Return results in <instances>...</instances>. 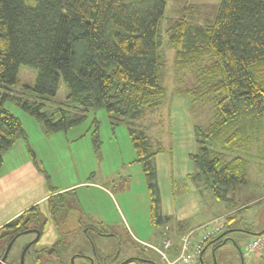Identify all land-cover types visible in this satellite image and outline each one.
<instances>
[{"label": "trees", "instance_id": "trees-1", "mask_svg": "<svg viewBox=\"0 0 264 264\" xmlns=\"http://www.w3.org/2000/svg\"><path fill=\"white\" fill-rule=\"evenodd\" d=\"M188 8L198 13L197 5ZM166 10L167 0H36L35 6L27 5L26 0H0V87L17 85L21 67L29 66L38 70L34 90L39 95L57 96L65 85L75 103L105 107L118 120L142 119L170 100L165 82L169 80L167 54L160 53ZM166 31L175 50L174 75L186 73L195 78L193 87L179 92L212 106L210 123L195 126L199 150L191 154L197 169L191 178L201 191L209 190L219 202L230 205L233 190L247 184L251 165L264 161V0H222L216 16H182ZM5 98H0V169L3 150L19 137L28 140L21 120L4 106ZM23 107L45 118L51 129L70 125L65 114L55 119L41 105ZM130 134L146 162L151 213L154 223L161 226L172 219L162 214L154 161L166 148L160 142L155 147L146 131L130 127ZM56 191L52 189L55 195L47 200L51 218L63 206L64 193ZM43 216L40 205H35L0 228V236L7 228L14 237L38 229L28 228V224L41 222ZM235 219V213L225 216L223 229L203 244L198 264L203 250L204 260L207 243H214L216 249L225 238L233 239L229 234L237 230L256 235L245 245L264 231L233 228ZM42 223L45 226L47 219ZM192 232L181 237V249L183 237ZM224 232L228 234L220 237ZM196 242L191 241L190 249ZM247 259L243 257L242 264ZM120 264L157 262L134 256Z\"/></svg>", "mask_w": 264, "mask_h": 264}, {"label": "rangeland", "instance_id": "rangeland-1", "mask_svg": "<svg viewBox=\"0 0 264 264\" xmlns=\"http://www.w3.org/2000/svg\"><path fill=\"white\" fill-rule=\"evenodd\" d=\"M221 1L167 0L160 28V53L164 50L167 54L169 80L165 82L169 85L170 100L168 105L148 112L142 119L118 120L105 107L75 103L69 98L65 85L61 86L57 96L39 95L34 90L38 70L29 66L21 67L17 85L0 87V98L6 95L4 106L21 120L28 137V142L19 137L13 146L3 150L5 164L0 169V189L8 190L30 170L44 171L52 188L75 185L64 192L63 206L55 218L44 213L41 222L28 224V228L41 229L43 234L27 252L25 264H120L134 256L149 257L157 264H165L160 253L141 248L126 225L128 222L137 237L147 239L150 233L161 229L160 223L153 221L146 162L138 155L130 127L139 132L146 131L154 144L160 142L166 148L165 153L154 161L158 165L165 202L170 201L174 190L188 193L184 179L179 177L183 176L182 171L189 167L188 164L194 167L190 158V153L197 148L194 127L210 123L212 106L201 100L195 101V97L185 92L180 93L193 87L195 78L186 73L179 77L174 75L175 50L168 43L166 30L182 16L193 17L198 13L216 16ZM26 4L35 6L36 0H26ZM192 4L199 7L198 13L196 9L188 8ZM23 104L41 105L55 119L65 114L70 125L59 130L51 129L45 118L36 117L24 109ZM24 156L32 162L31 166L26 165ZM255 164L249 171L247 184H239L233 190L234 202L229 205L236 211L233 228L251 229L252 232L251 227L264 228V210L261 209L264 202L257 203L262 191L259 180L262 174L257 172ZM173 180L177 181L173 183ZM208 192L213 197L209 190L203 191V215H196L197 220L215 217L226 208L227 203H213ZM171 201L165 207L171 205ZM191 201L184 202L186 211L191 210ZM119 205L124 216L119 212ZM46 219L44 226L42 222ZM229 235L233 239L216 249L214 243L205 245V264H242L238 245L243 249L252 235L242 230ZM13 237L12 229L2 231L0 257ZM35 237V233L19 236L4 264H22V252Z\"/></svg>", "mask_w": 264, "mask_h": 264}, {"label": "crops", "instance_id": "crops-1", "mask_svg": "<svg viewBox=\"0 0 264 264\" xmlns=\"http://www.w3.org/2000/svg\"><path fill=\"white\" fill-rule=\"evenodd\" d=\"M194 135H195V127H194ZM28 142V140L26 141ZM197 148L195 152L190 153L191 154L197 153L199 150V144L197 142ZM36 156V155H35ZM26 160V165L31 166L32 162L26 159V156H24ZM30 158V157H29ZM158 160V157H157ZM36 163L38 164V160L36 158ZM255 167L257 168V172L262 174V177L260 180V188H262L261 195L257 199V203H263L264 202V161H258L255 162ZM5 164V162H4ZM254 164V163H253ZM251 165V168L253 166ZM4 166V165H3ZM188 168H184L183 176L179 177L184 179V184L188 188V193H179L174 190L172 192V196L170 198L171 205L168 207H165V205H168L170 201H166L163 197V193L161 190L162 195V214L170 216L171 222L165 223L159 228L156 229V233H150V237L143 238V237H137L131 227L129 226V223L127 222L126 225L128 226L129 230L131 231V234L134 236L135 240L138 243L146 242L147 244H150L152 246H155L157 248H164V241L166 239L172 240V247L166 250L168 260L170 262H173V264L176 263V260L178 259L180 252H181V237L188 233L192 232V235L190 236V239L192 242H198L200 241L202 237L203 229L208 226L209 224L213 223L214 221L224 219L226 215L234 214L236 211L234 209H231L229 205L226 204V208L223 213H220L219 215H216L212 218H201L197 220L195 218L196 215L202 216L203 215V204L202 201L205 199V196L203 194V190L201 191V188L198 187L197 183L191 178V175H194L197 172V169L194 165L190 166L188 164ZM3 168V167H2ZM1 168V169H2ZM39 168V167H38ZM250 168V170H251ZM158 169V165H157ZM159 175V170H158ZM47 175L43 171H36L30 170L27 171L25 174V177L16 183L14 186L10 187L6 191H2L0 189V228L4 225H6L8 222H10L15 217L19 216L26 210L32 208L35 205H40L41 210L43 213L48 214V202L47 200L55 195L51 193V190H57L56 194L58 193H64L68 188L70 187H55L52 188L50 184V180L46 177ZM190 176V177H189ZM177 180H173V183H175ZM188 181V182H187ZM160 185V182H159ZM179 189L178 187H176ZM161 189V185H160ZM186 192V191H185ZM208 197L213 199V203L218 204L219 201L212 197V195L208 192ZM192 200L189 202L191 205V210L188 209L187 211L184 209V202ZM116 203V202H115ZM118 202L116 203V205ZM120 209V213L125 215L122 207L118 206ZM45 209V210H44ZM193 209V210H192ZM261 209L264 210V204H262ZM46 211V212H44ZM123 215V216H124ZM123 220L126 222L125 217H122ZM255 232H261L263 229H255L254 227H251ZM138 232H140L139 228H136ZM142 236H144V233L140 232ZM252 235V234H251ZM256 235H252L250 239H247V241L253 239ZM143 244V243H142ZM155 251H159L154 249ZM193 250V249H191ZM156 252V253H157ZM161 255V254H159ZM162 257V255H161ZM1 258V257H0ZM163 258V257H162ZM164 260V259H163ZM165 264H168L167 261H165ZM245 264H264V257H260L258 255H253L251 258L245 263Z\"/></svg>", "mask_w": 264, "mask_h": 264}, {"label": "built area", "instance_id": "built-area-1", "mask_svg": "<svg viewBox=\"0 0 264 264\" xmlns=\"http://www.w3.org/2000/svg\"><path fill=\"white\" fill-rule=\"evenodd\" d=\"M225 225V220H217L213 223L209 224L207 227L203 229V234L200 239V241L196 242L194 245V249L191 250V241H190V234L183 237V244L181 249V254L179 255L178 259L176 260V263L178 264H198V255L203 247V244L210 239L212 236L220 232ZM147 248H153L159 251V253L162 255L163 259L167 261L168 264H173V262H170L167 257L166 250L172 247V241L166 240L164 242V248H157L155 246H152L150 244H147L146 242H142ZM243 257L249 258L251 255L255 254L258 256L264 257V231L260 233L254 240L250 241L249 243H246L243 247Z\"/></svg>", "mask_w": 264, "mask_h": 264}, {"label": "water", "instance_id": "water-1", "mask_svg": "<svg viewBox=\"0 0 264 264\" xmlns=\"http://www.w3.org/2000/svg\"><path fill=\"white\" fill-rule=\"evenodd\" d=\"M243 230H244V229H243ZM230 232H232V230H231ZM27 233H35V234H36V237L34 238V240H32V241H31V242L25 247V249H24L23 252H22V255H21V262H22V264H25L26 254H27L28 250H29L30 247H31L34 243H36V242L40 239V237H41V231H40L39 229H28V230H25L24 232H21V233L17 234V235L11 240V242L9 243V245H8V247H7V249H6V252H5L4 256H3V257L1 258V260H0V264H4V263L6 262L8 256H9V253H10V251H11V248H12V246L14 245L16 239H17L19 236H21V235H23V234H27ZM227 234H228V232H224L220 237L226 236ZM255 234H259V233H255ZM231 239H232V238H230V237L225 238L224 241H223V243H222V245L225 244L227 241H229V240H231ZM203 252H204V250H203ZM203 252H202L201 255H200V262H201V264H204V260H203ZM141 260L147 261V260H145V259H141ZM151 262H153V261H151ZM92 263H93V260H92Z\"/></svg>", "mask_w": 264, "mask_h": 264}]
</instances>
